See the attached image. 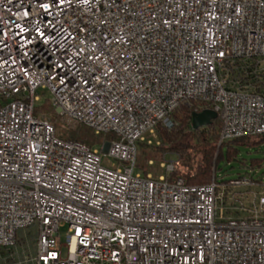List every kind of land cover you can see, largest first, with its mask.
<instances>
[{"label": "built area", "instance_id": "2783aa9c", "mask_svg": "<svg viewBox=\"0 0 264 264\" xmlns=\"http://www.w3.org/2000/svg\"><path fill=\"white\" fill-rule=\"evenodd\" d=\"M39 90L115 137H58ZM190 101L218 114L219 143L264 135V0H0V264H264V182L227 218L218 184L171 177L177 161L137 171L138 142ZM30 228L36 254L16 261Z\"/></svg>", "mask_w": 264, "mask_h": 264}, {"label": "trees", "instance_id": "16d2710c", "mask_svg": "<svg viewBox=\"0 0 264 264\" xmlns=\"http://www.w3.org/2000/svg\"><path fill=\"white\" fill-rule=\"evenodd\" d=\"M43 107H46V114L50 117L52 124L56 129L58 137L67 141H76L84 143L92 148L101 147L105 142L112 140L115 136L113 134H97L94 130L86 125L80 124L74 128L64 126L61 121V116L56 113L50 101L46 100ZM41 105L35 108V114L38 115L43 108ZM204 108L198 102L190 101L183 102L177 107L173 113V126L167 128L158 126L156 131V140L149 144L146 143L150 149L137 152V161L159 160L167 154L179 155L180 159L177 161L175 170L171 173V177H183L188 184L205 185L212 182L218 184V190L223 191L224 204L230 199L231 182L238 179L228 178L226 174L220 175L222 170L220 163L222 161L231 162L236 159L238 151L241 146L256 147L258 144L264 142V135L256 137H244L241 139H233L219 143V131L221 128V120L219 118L203 128L194 130L192 128V114L200 112ZM225 148V150H224ZM196 151L201 152L202 159L196 161ZM190 159H192L190 161ZM258 164V163H257ZM183 167L187 169L185 172ZM147 173V170L144 171ZM263 174L255 179L251 175V179L257 183L264 182ZM221 199V198H220ZM228 212H232L234 216L238 217L242 214L240 210L232 211L228 208Z\"/></svg>", "mask_w": 264, "mask_h": 264}, {"label": "rangeland", "instance_id": "374dc122", "mask_svg": "<svg viewBox=\"0 0 264 264\" xmlns=\"http://www.w3.org/2000/svg\"><path fill=\"white\" fill-rule=\"evenodd\" d=\"M39 94L41 95V100L37 103L38 106L41 105L42 107L45 105L46 100L50 101V94L46 93L43 94V90H39ZM56 111V110H55ZM47 110L46 107L42 108V111L39 112V116H42L43 114H46ZM57 113V111H56ZM58 114V113H57ZM64 126L67 127H76V126H69L67 123H65L61 119ZM78 126V125H77ZM261 137L256 136V139H260ZM156 139H154L155 141ZM138 152H141L143 150H148V155H150V147L148 148L146 143L144 142H138L137 144ZM225 150V148H224ZM196 158H194L196 161L202 159V154L199 151H196ZM180 159L179 155L176 154H167L165 157H162L159 160H153L154 164L152 166L149 165L145 161H137V171H146L152 172L155 176H158L163 173L162 168L160 167V163L166 164L169 160H175L178 161ZM192 159H190L191 161ZM116 160L114 158H110L108 156H105L103 159L104 165H111V163H115ZM258 163V164H257ZM222 170L219 172L220 175L226 174L228 178L238 179L239 177H243L241 180H239V183H231L230 191L231 194L229 201L224 204L223 198V191L220 193V198L218 200V207H219V213H223L225 217L232 218L234 217V214L232 212H228V208H231L232 211H237L239 208L244 207L245 209L249 207H254L258 201L261 186L255 184V182L251 179L254 177L257 179L258 177L263 174L264 176V142L258 144L256 147H245L241 146L238 154L236 156V159L232 160L231 162L222 161L220 163ZM183 170L186 172L187 169L183 167ZM264 178V177H263ZM247 215V212H243V215ZM24 237L22 240V251L25 252V254H22V256H19V260H24L27 258V251H33L35 246V238H36V231L34 228H30L24 231H21V234ZM26 233V234H25Z\"/></svg>", "mask_w": 264, "mask_h": 264}, {"label": "water", "instance_id": "95a60500", "mask_svg": "<svg viewBox=\"0 0 264 264\" xmlns=\"http://www.w3.org/2000/svg\"><path fill=\"white\" fill-rule=\"evenodd\" d=\"M218 118V114L212 109H204L200 112H194L192 114V128L198 130L200 128L210 125L213 120ZM104 151H107V146L104 148Z\"/></svg>", "mask_w": 264, "mask_h": 264}, {"label": "crops", "instance_id": "0c3cea01", "mask_svg": "<svg viewBox=\"0 0 264 264\" xmlns=\"http://www.w3.org/2000/svg\"><path fill=\"white\" fill-rule=\"evenodd\" d=\"M26 234V233H25ZM23 237H24V233L23 235L21 234V232L19 233V243H18V246L16 249L13 250V259L16 260V261H20L19 260V256H22V254H25L24 251H22V240H23ZM36 243H37V237L35 238V246H34V249L33 251H27V258H31V257H34V255L36 254ZM9 259L8 257V253L6 251L3 252V255L1 257V260H0V263H6L7 260ZM10 260V259H9ZM22 260V259H21ZM23 261V260H22ZM26 264H31L30 262L26 263Z\"/></svg>", "mask_w": 264, "mask_h": 264}, {"label": "snow or ice", "instance_id": "6c2138e0", "mask_svg": "<svg viewBox=\"0 0 264 264\" xmlns=\"http://www.w3.org/2000/svg\"><path fill=\"white\" fill-rule=\"evenodd\" d=\"M61 2H63V0H61Z\"/></svg>", "mask_w": 264, "mask_h": 264}]
</instances>
